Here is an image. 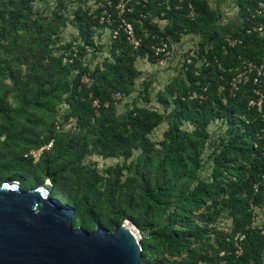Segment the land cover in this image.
Returning a JSON list of instances; mask_svg holds the SVG:
<instances>
[{"label": "trees", "instance_id": "16d2710c", "mask_svg": "<svg viewBox=\"0 0 264 264\" xmlns=\"http://www.w3.org/2000/svg\"><path fill=\"white\" fill-rule=\"evenodd\" d=\"M34 1L0 0V48L10 55L18 46H22L20 50L25 57L33 60V66L30 70L27 68L25 76L28 79L25 82L20 71L12 70L11 64L0 67L9 72V78L13 81L11 89L0 91V184L3 180L12 179L19 181L22 188L29 189L49 179L54 186L52 197L73 207L75 214L80 216L74 226L82 225L89 231L102 224L112 232L126 219L134 222L142 232L150 229L151 241L143 233V264H154L150 256L152 241L180 247L188 239L174 230L173 225L168 223L160 227L149 217L155 208L169 206L175 183L182 175H196L200 156L209 139L208 127L221 119L228 123V128L225 135L219 138L212 154V182L200 183L186 196L185 201L198 203L213 200L200 213L202 220L207 224L214 223L223 211H227L232 218V228L218 242L215 256L203 253L202 247L191 249L188 263L263 264L264 226L254 225V207L264 205V86L261 88L263 101L259 106L260 96L254 93L257 86L253 81L241 84L234 92L231 81L243 61H259L264 57V38L243 36L239 28L234 36L242 38L244 43L225 50V44L219 40L218 11L210 7L208 0H130L122 14H118V0H114L110 12L115 22L109 27L117 34L112 37L109 56L90 69L84 65L83 59L90 49L98 51L94 34L97 27H102L100 18L104 10L91 15L83 9L74 13L71 22L78 29L82 43L76 45L77 56L73 62L64 64L65 51L75 45L68 43L56 49L54 47L68 18L60 13L57 21L48 28L40 25V21L34 19ZM259 2L264 3V0H238L245 26L251 23L246 18L250 17L249 12ZM191 12L193 16H190ZM122 19L133 25L139 41L137 47L129 42L126 32L119 27ZM160 19L168 21L163 29L153 22ZM186 34L206 37L200 55L206 56L207 64L197 68L196 59L190 64L186 62V80L179 82V79H175L172 90L167 92L173 97V109L169 113L170 127L165 133L164 155L161 156L162 153H156L149 135L166 116L146 107H135L118 117L117 105L134 92L140 74L135 66L137 59L156 62L155 46L161 39L169 44L179 43ZM23 36L30 39L27 46L22 40ZM210 43L213 44L212 48L205 51ZM54 50L58 52L57 55L53 54ZM22 60L14 62L21 67ZM72 71H76V74L70 77ZM85 76L90 82L83 80ZM10 92H15L14 98L20 108H13L8 103ZM117 93L123 96L120 101L114 99ZM60 94L65 95L64 102L68 106L65 120L75 119L77 128L84 132L79 138L69 141L64 150V144L57 142L51 130L44 141L39 131H35L42 124L35 110L38 111L48 98L56 99ZM165 96L164 93L160 95V103L168 106ZM251 101L255 104L250 105ZM27 108L32 111L19 129V119ZM185 122L194 125L192 133L182 129ZM18 139L23 141L22 147L10 149V143ZM51 142L52 147L43 151L41 160L35 166L37 173L30 176L29 171L34 166L30 151ZM86 154H99L106 159H129L138 154L131 167L133 177L125 181L135 183L136 191H126L125 198H120V203H116L115 197L123 194L125 184L121 181L124 167L117 166L107 181L97 173L77 178V192L65 201L60 199L59 195L63 194L69 179L68 166ZM240 159L242 163L237 169H232L230 165ZM169 164L174 166L173 171L169 170ZM233 170L236 171L235 176L223 185L226 174ZM74 173L76 177L80 176L78 170ZM104 180L110 185L109 192L101 190L100 185ZM29 184H33L32 187H28ZM104 196L111 205L110 217H106L102 211ZM220 197H223L222 205L217 207L215 200ZM182 201L181 196L179 202ZM189 232L196 239L189 241V246H192L201 238L202 232L196 227Z\"/></svg>", "mask_w": 264, "mask_h": 264}, {"label": "rangeland", "instance_id": "374dc122", "mask_svg": "<svg viewBox=\"0 0 264 264\" xmlns=\"http://www.w3.org/2000/svg\"><path fill=\"white\" fill-rule=\"evenodd\" d=\"M9 1V0H7ZM114 1V0H113ZM209 5L212 9L218 11V33L219 40L225 44V41L228 37L236 39L239 37L234 36V32L241 28L244 25V20L240 16V8L238 6V0H208ZM120 0H118V3ZM127 3V0H123ZM105 3V0H35L33 2V11L35 13L34 19L40 21V25L48 28L50 24H54L57 21L58 15L61 13L68 18L67 23L61 28L59 35V42L55 45V49L61 45H66L68 43H73L76 48V45L81 44L78 29L72 24V19L74 13L78 9H83L84 11H89V14H94L98 10L102 9L101 5ZM118 11V14L121 12ZM103 14V13H102ZM101 14V16H102ZM113 14V13H112ZM161 29L164 28L167 20H154ZM102 27H97L95 29L94 39L95 44L98 47V51L90 49L87 56L83 59L85 66L90 69H94L96 65L103 62L110 54V46L112 43V37H115V31L112 32L110 25L106 23H101ZM26 36L22 37L24 43L29 42V38L25 39ZM11 41V39H9ZM206 42V37L203 35L197 34H186L183 35L179 43H170V54L167 57H158L156 62H150L147 59H137L135 66L138 72L140 73L134 86V92L127 97H124L121 102L117 105V116L122 117L126 115L130 110L135 107H146L150 110H156L159 113H163L166 116V119L149 135L151 141L155 144L154 148L158 154H163V142L165 140V133L169 129V113L173 109V97L170 96L169 91H171V86L175 79H179V82L186 80V66L193 63L196 59L195 65L197 68H201L204 64L203 59L206 57L201 54V46ZM212 43L207 44L205 51L212 48ZM229 47H227L228 49ZM22 46H18V49L12 51L10 55H7L2 48H0V67L4 65L11 64L12 70L14 72L20 71L22 76V81H27L26 73L28 69L33 66V60L28 59L20 50ZM77 49V48H76ZM226 49V50H227ZM18 51V53H17ZM21 51V53H20ZM63 51V50H62ZM65 51V50H64ZM55 55L58 54L55 50L53 51ZM67 52V51H65ZM23 59L21 61L22 65L19 67L14 61ZM188 59L191 61L188 62ZM7 61V62H5ZM247 61H243L241 67L237 68L234 77H237L240 74V71L243 68V65ZM28 68V69H27ZM76 71L71 72V76H75ZM13 81L9 78V72H6L0 68V91L4 89H11ZM147 88V89H146ZM177 90V85L174 86ZM15 92H10L7 96L8 103L13 108H20L18 105L17 99L14 98ZM165 94L168 101V106L160 103V95ZM65 95H59L58 98L52 99L48 98L41 108L35 110L36 113L40 116L42 124L38 125L35 128V131H39L41 134V140L44 141L45 137L49 135L51 130L53 134L58 139V143L61 142L63 145L62 150L65 146L68 145L69 141L79 138L83 135V131L77 128V123L75 119H70L69 121L65 120L68 106L64 102ZM32 111V109L27 108L22 114L19 129L23 126L24 120L27 115ZM1 121V118H0ZM46 128V129H45ZM228 128V123L221 119L213 122L208 127L209 139L205 143V148L200 156V167L197 169L196 175L191 177L181 176L180 180H177L175 183V189L173 191L172 199L168 202L169 206L158 207L153 210L152 215L149 217L151 221L157 223L160 227L167 225H173L174 230L180 232L181 236L188 239L180 247L171 246L165 242L152 241L151 245V260L154 264H190L188 263V253L191 249H197L202 247V252L208 254L209 256H215V250L219 247L218 242L225 237L232 228V218L229 217L227 211H223L222 216H220L214 223H205L200 217V213L203 212L207 205L212 204L214 201L207 199L195 203L193 201H185V198L190 194L197 186L202 182H212V171L214 167L213 151L219 143V138L224 136ZM182 129L188 132H193L195 127L193 124L185 122L182 125ZM4 140V137L2 138ZM82 141H80L81 143ZM57 143V144H58ZM23 141L21 139L15 140L10 143L9 148L14 150L21 148ZM52 147V142L42 146L38 150L32 149L30 155L33 157V165L29 175L33 176L36 171L35 166L42 158V153L44 150H49ZM9 153V150H7ZM138 154L133 155L129 159L124 157L120 158H103L99 154L84 155L83 157L77 158L75 164L69 165L68 175L69 179L67 185L64 189L63 194L59 195V198L65 201L68 196L73 195L76 190L77 178L86 176L87 174L97 173L104 177L107 181L110 179V175L113 174V168L117 166H123L124 170L122 172L123 176L121 178L122 182H125L128 177H133L132 164L134 163ZM156 157V156H155ZM64 161V159H61ZM67 163V162H65ZM64 163V164H65ZM242 163L240 159L236 164H231L232 169H237L238 165ZM60 164H63L61 162ZM168 168L170 171H173L174 166ZM79 172L78 177L74 174L75 171ZM236 171L233 170L232 173H227L225 179L223 180V185L226 184L229 178L234 177ZM12 180V179H6ZM3 180L1 183L5 182ZM47 180V179H46ZM103 181L100 185L102 191L109 192V183ZM14 181V180H12ZM19 182V181H18ZM51 182V181H50ZM107 183V184H106ZM21 184V183H20ZM33 184H29L28 187H32ZM41 185V184H40ZM39 185H36V187ZM136 184H130L125 182L123 187V194L115 197L116 203H120V198H125V193L135 192ZM54 188V186H53ZM183 197L184 201L179 202L180 197ZM222 198L220 197L217 200V207L222 205ZM58 200V199H57ZM61 204H64L60 201ZM102 211L106 217H110L111 205L106 200V196L102 198ZM254 225L255 226H264V205L262 207H254ZM80 216L75 214L73 217V224L79 222ZM130 220V219H126ZM104 221L106 218L104 217ZM75 222V223H74ZM134 224V222H133ZM102 225V224H101ZM135 225V224H134ZM108 228L107 226L103 225ZM141 237L143 238V233H145L148 240H152L150 235V229L146 232L135 225ZM192 227L199 228L202 233H200L201 238L198 241H195L192 246H189V241L192 242L196 240L194 236H190V230ZM109 229V228H108ZM110 230V229H109ZM242 250H240V253ZM221 253L220 255H222ZM264 260V252H263ZM199 264H207L206 262H200ZM223 264V263H221ZM264 264V262H263Z\"/></svg>", "mask_w": 264, "mask_h": 264}, {"label": "water", "instance_id": "95a60500", "mask_svg": "<svg viewBox=\"0 0 264 264\" xmlns=\"http://www.w3.org/2000/svg\"><path fill=\"white\" fill-rule=\"evenodd\" d=\"M49 179L24 189L0 184V264H143L138 228L125 220L114 231L74 226L75 209L52 197Z\"/></svg>", "mask_w": 264, "mask_h": 264}, {"label": "built area", "instance_id": "2783aa9c", "mask_svg": "<svg viewBox=\"0 0 264 264\" xmlns=\"http://www.w3.org/2000/svg\"><path fill=\"white\" fill-rule=\"evenodd\" d=\"M130 0H127V3ZM182 1V0H179ZM126 2H123V0H120V2L117 4L116 9H118L121 14L124 12L125 7L127 5ZM113 7V0H105V3L101 5V8L104 10L103 14L100 18L101 23H106L108 25H112L113 22H115V19H113V14L110 12V8ZM250 17L246 18L250 24L245 26V24L241 27V32L243 36H255L259 38H264V3L259 2L257 7L250 11ZM120 14V13H119ZM190 16H193V12H191ZM119 27H122L124 31L126 32L127 38L129 42L134 45V47H137L139 45V41L136 39L135 32L133 25L131 23L126 22L122 19L121 24ZM115 34H117V31H115ZM244 40L242 38H236L232 39L228 37V39L225 41L224 49L226 50L227 47H234L237 44H243ZM170 44L165 41L164 39H161L160 42L155 46V56L157 57H167L170 54ZM77 56V49L71 48L63 55V63L64 64H70L73 62L74 57ZM191 60L188 59V62ZM203 62L207 64V59L204 58ZM85 82H90L88 77H84L83 79ZM249 81H253V84L257 86V88L254 89V93L260 96V100L258 105L260 106L263 101V92L261 88L264 86V57H262L259 61H247L243 65L242 70L240 71V74L237 77L232 78L231 81V87L232 92L235 90H238L241 84H245ZM123 98V96L120 93H117L114 95V99L116 101H120ZM255 103L253 101L250 102V105H254Z\"/></svg>", "mask_w": 264, "mask_h": 264}]
</instances>
